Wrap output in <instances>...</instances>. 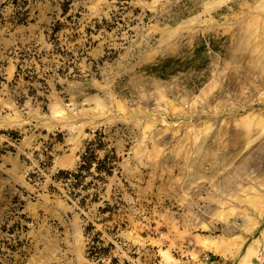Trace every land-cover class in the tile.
Returning <instances> with one entry per match:
<instances>
[{
    "label": "rangeland",
    "instance_id": "1",
    "mask_svg": "<svg viewBox=\"0 0 264 264\" xmlns=\"http://www.w3.org/2000/svg\"><path fill=\"white\" fill-rule=\"evenodd\" d=\"M113 259L264 264V0H0V264Z\"/></svg>",
    "mask_w": 264,
    "mask_h": 264
},
{
    "label": "trees",
    "instance_id": "2",
    "mask_svg": "<svg viewBox=\"0 0 264 264\" xmlns=\"http://www.w3.org/2000/svg\"><path fill=\"white\" fill-rule=\"evenodd\" d=\"M98 146L100 145L94 144L92 142L89 143L81 157V163L77 172L64 170L59 172V174L63 175V179L66 180V182H68L73 189L77 188L80 184H82L81 182L83 178V173H89L95 162H97L95 169L100 174L99 177H97L98 179L103 178V176H101L102 173L104 176L112 175L115 166L113 165V162L115 161V159L112 156L106 155L104 159L96 161V149L98 148ZM72 194H74L75 196V192H73ZM84 202L85 200L82 201V205H84ZM99 211L102 214L112 212V209L109 204H106L105 207H99ZM93 228L94 227L92 223H90L85 230L86 235H88V237L90 238L86 252L89 258L99 260L109 253V247H105L102 245V241L99 237V232L92 235L91 231ZM112 261L113 264H118L115 259H113Z\"/></svg>",
    "mask_w": 264,
    "mask_h": 264
}]
</instances>
